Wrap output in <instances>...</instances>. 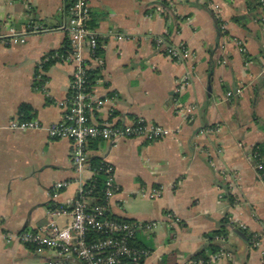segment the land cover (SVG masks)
I'll use <instances>...</instances> for the list:
<instances>
[{"label": "crops", "instance_id": "crops-1", "mask_svg": "<svg viewBox=\"0 0 264 264\" xmlns=\"http://www.w3.org/2000/svg\"><path fill=\"white\" fill-rule=\"evenodd\" d=\"M69 1L0 0V36L11 27L25 31L32 22L50 29L25 44L0 41V264L57 260L51 251L37 254L17 236L50 222L67 227L81 190L95 176L91 166L76 169L71 140L49 134L63 120L59 102L70 95L75 66L55 63L42 72L44 88L36 87L44 58L67 42L59 27ZM89 4L105 63L93 88L95 101L104 104H94L91 121L126 125L142 118L171 131L157 141L89 145L90 159H105L115 168L118 191L109 202V216L142 224L134 244L149 252L145 264L191 260L227 217L258 245L229 229L225 249L230 257L216 264H264V179L254 157L259 149L264 162V5L255 0ZM159 6L164 15L156 12ZM158 38L186 45L191 57L175 62L157 47ZM83 54L90 59L88 50ZM184 77L189 83L178 91ZM22 105L32 108L41 128L11 127L22 120ZM190 107L193 114H185ZM58 183L67 185L54 198Z\"/></svg>", "mask_w": 264, "mask_h": 264}, {"label": "built area", "instance_id": "built-area-1", "mask_svg": "<svg viewBox=\"0 0 264 264\" xmlns=\"http://www.w3.org/2000/svg\"><path fill=\"white\" fill-rule=\"evenodd\" d=\"M264 5V0H260ZM66 8L64 23L59 27L64 31L71 43L72 49L67 55H55L60 62L75 66L72 75L70 95L59 102L62 108V122L53 125L49 129L50 137L54 139H69L73 143V162L76 169L81 172L90 166L88 144L90 140H103L104 142L116 144L123 139H144L157 141L171 134V131L161 125L137 119L126 125H118L113 122L95 124L91 121L90 111L96 104L97 108L103 106V100H96L93 91L88 90L89 71L102 69L105 65L103 58L99 55V37L96 30L89 27L91 20V8L89 0H70ZM156 12L164 15L166 10L163 6L156 8ZM215 16L219 19L220 8L214 7ZM50 31L49 28L32 22L25 31H18L14 27L9 32L0 36V41L12 45L25 44L31 35L42 34ZM119 40L125 37L118 35ZM157 47L166 56L175 62H185L191 57V51L184 45H172L166 43L163 38L156 39ZM242 53L246 49L242 41L238 42ZM90 53L87 60L83 54L84 50ZM50 59L46 56L42 64ZM42 64L40 65L43 74ZM38 80L39 77H36ZM189 77L178 81V91L188 85ZM233 93L228 94L231 98ZM195 108H187L185 114H193ZM14 129H39L42 127L37 119L30 121L15 120L11 125ZM100 168L106 174L105 204L93 205L87 199L90 198L81 190L80 199L74 204L72 210V221L64 228L55 222L40 229H25L17 238L19 241L32 248L37 254L46 251L53 252L58 259L49 261V264H145L149 252L136 248L133 242L137 231L142 224L136 221L114 219L109 216V202L116 195L118 187L115 182V168L107 160H102ZM258 171H264V162L257 164ZM95 173V171H94ZM96 174V173H95ZM264 178V175H263ZM67 183H58L53 188V197L57 198ZM160 195L159 191L155 193ZM91 199V198H90ZM53 212H50V215ZM91 234L100 236L91 239ZM258 245L257 238L253 239V246ZM230 257L226 249L212 254L208 260L191 259L183 264H216L225 257Z\"/></svg>", "mask_w": 264, "mask_h": 264}, {"label": "trees", "instance_id": "trees-1", "mask_svg": "<svg viewBox=\"0 0 264 264\" xmlns=\"http://www.w3.org/2000/svg\"><path fill=\"white\" fill-rule=\"evenodd\" d=\"M255 2L259 3V5H263L262 3H260V0H255ZM68 6L69 5H67V8H68ZM216 22H217L219 29L221 30L222 22L220 21V19H216ZM88 24H89V27L91 29H93V30L95 29L91 20L88 22ZM71 49H72L71 43L67 39V42L65 43V45L62 48H60L56 51H52L50 54H48V56H50V59H48L46 62H44L42 64L41 69L43 71H47L52 65H54L57 62H60V60L58 58H55V55H57V54L67 55L68 52L71 51ZM98 52H100V51H98ZM88 76H89L88 77V90L93 91V88L99 79V70L89 71ZM36 77H39V79L36 82V87L38 89H43L44 85L46 84L47 78L43 74H41L40 69L36 73ZM20 113L22 114V117H23L22 121L33 120L32 119L34 117V115L32 114L33 110L29 105H22L20 108ZM95 142H103V140H100V139L90 140L88 147H89V145H91L92 143H95ZM254 157H255L256 164H258L261 161V159L263 160L262 151L257 149L255 151ZM102 160L103 159H100V158H92V159L89 158L90 166L95 171L96 174H95L94 178L89 183L86 184L85 192H86L87 196L92 199L93 205H101V204L106 203V200H105L106 174L100 170V168L102 167V164H103ZM259 174H260V177L262 179H264L263 178L264 171H259ZM226 197L229 199V201L231 203L235 202L234 197L232 195L228 194ZM111 218H113V217H111ZM114 219H116V218H114ZM229 229L237 230L253 246V236L247 234L246 231H244L242 228L238 227L236 224H234L227 217L226 219H224L222 221L221 226L218 230H216L215 232L208 234L206 236L207 244L192 259L208 260L210 255L215 254V253L221 251L222 249H225V243H226V240L228 239V236H229V233H228ZM90 238L94 240V239L100 238V236L97 234H91ZM133 245H134V247L138 248L134 244V242H133Z\"/></svg>", "mask_w": 264, "mask_h": 264}]
</instances>
